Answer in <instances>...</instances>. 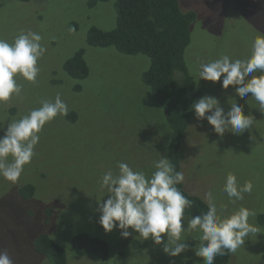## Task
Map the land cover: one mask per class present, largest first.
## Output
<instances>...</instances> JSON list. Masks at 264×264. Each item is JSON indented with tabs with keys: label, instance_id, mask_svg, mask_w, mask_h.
Wrapping results in <instances>:
<instances>
[{
	"label": "rangeland",
	"instance_id": "1",
	"mask_svg": "<svg viewBox=\"0 0 264 264\" xmlns=\"http://www.w3.org/2000/svg\"><path fill=\"white\" fill-rule=\"evenodd\" d=\"M178 2L183 11L196 14L184 59L200 98L216 97L225 112L230 103H239L245 115L254 117L253 127L242 134L226 131L220 136L206 119L198 120L194 114L179 149L183 184L188 193L204 201L205 193L212 191L221 218L240 207L255 213L248 222L258 232L245 237L244 244L230 253L228 264H264V109L251 93L240 98L236 86L225 90L221 82L199 79L198 74L200 63L224 55L232 60L251 55L254 39L264 36V0ZM114 4L115 0L93 6L88 0H0V39L11 44L22 31L31 30L42 37L40 43L46 49L37 61L35 82L16 74L21 93L0 102V137L11 121L41 107L44 100L54 102L57 94L66 103L67 113L73 111L76 116L69 120L58 114L45 123L31 162L24 165L15 183L0 176V251L7 250L13 264H49L33 249L34 238L42 232L64 246L67 264H170L173 260L204 264L194 252L200 247V230L182 232L189 250L169 257L162 244L144 240L131 228V235L124 238L121 230L106 232L99 223L97 199H107V190L100 187L103 174H118V163L124 162L150 176L154 162L167 158L170 140L164 110L141 79L149 58L87 43L90 28L115 27ZM79 49L84 50L88 66V75L81 79L70 77L63 68ZM12 159L9 155L7 161ZM229 173L239 185L253 184L242 200L233 202L223 191ZM23 184L34 185L33 196L19 195ZM190 219L185 215L182 221L186 229ZM82 231L106 241V262L74 252L70 239Z\"/></svg>",
	"mask_w": 264,
	"mask_h": 264
},
{
	"label": "clouds",
	"instance_id": "2",
	"mask_svg": "<svg viewBox=\"0 0 264 264\" xmlns=\"http://www.w3.org/2000/svg\"><path fill=\"white\" fill-rule=\"evenodd\" d=\"M41 40L42 37L31 30L22 31L11 44L0 39V102L21 93L22 86L14 78L16 74L35 82L39 72L37 61L46 51ZM198 74L199 79L221 82L225 90L230 85L236 86L235 92L240 98L251 93L260 109H264V36L254 39L249 57L232 60L224 55L200 63ZM41 104L19 120L11 121L0 137V176L13 183L19 179L24 165L31 162L34 147L40 139L38 133L45 123L58 114L67 115V105L59 94L54 102L44 100ZM191 107L196 118L206 119L220 136L226 131L239 135L253 127L254 117L245 115L239 103H230L225 112L216 97L206 95ZM9 155L13 158L11 162L7 161ZM154 168L148 176L119 162L118 174L114 175L112 171L103 174L100 187L107 190V199H97V211L99 223L106 232L117 228L121 230L120 235L127 238L131 228L144 240L151 238L155 244H162L163 252L169 257H176L189 250V245L181 239L182 232L200 230V247L194 252L203 258L204 264H214L217 255L235 253L244 244L245 237L258 232L248 222L255 213L245 207L221 218L212 191L204 196L208 210L193 216L186 229L182 221L185 208L191 207L192 201L176 187L184 181L183 172L176 171L170 160L163 156L154 162ZM252 190L251 181L239 185L234 174L227 175L223 191L233 202L242 200L243 194ZM0 264H13L7 250L0 251ZM170 264H175L174 260Z\"/></svg>",
	"mask_w": 264,
	"mask_h": 264
},
{
	"label": "trees",
	"instance_id": "3",
	"mask_svg": "<svg viewBox=\"0 0 264 264\" xmlns=\"http://www.w3.org/2000/svg\"><path fill=\"white\" fill-rule=\"evenodd\" d=\"M98 1L108 0H88L89 6ZM114 5L115 27L111 30L90 28L87 43L95 47L113 46L123 54H142L149 58V66L141 79L164 110L170 129L167 158L180 172L182 137L195 114L191 105L200 98V90L184 59L185 49L190 43V25L196 14L190 10L183 11L178 0H115ZM83 55L84 50L79 49L64 62L63 68L70 77L81 79L88 75ZM75 117L73 111L66 115L69 120ZM176 187L192 201V206L185 208V215L192 218L208 210L206 202L198 195L188 193L183 182ZM34 191V185L23 184L18 193L27 199L33 196ZM46 212L49 214L50 210ZM70 240L76 254L107 261L109 246L104 239L82 231L72 235ZM33 249L49 264H67L66 249L48 233L42 232L34 238ZM229 259L230 253L217 255L214 264H228Z\"/></svg>",
	"mask_w": 264,
	"mask_h": 264
}]
</instances>
